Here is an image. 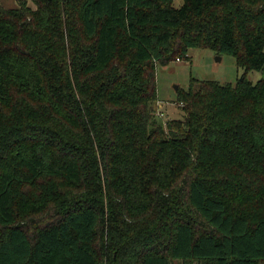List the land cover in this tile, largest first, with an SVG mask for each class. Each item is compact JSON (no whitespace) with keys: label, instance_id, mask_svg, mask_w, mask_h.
Listing matches in <instances>:
<instances>
[{"label":"trees","instance_id":"trees-1","mask_svg":"<svg viewBox=\"0 0 264 264\" xmlns=\"http://www.w3.org/2000/svg\"><path fill=\"white\" fill-rule=\"evenodd\" d=\"M191 49L244 74L164 129L157 70ZM175 261L264 264V0L0 3V264Z\"/></svg>","mask_w":264,"mask_h":264},{"label":"rangeland","instance_id":"rangeland-1","mask_svg":"<svg viewBox=\"0 0 264 264\" xmlns=\"http://www.w3.org/2000/svg\"><path fill=\"white\" fill-rule=\"evenodd\" d=\"M22 1L0 0V3L5 9H17ZM182 6L183 0H174L175 8L179 9ZM188 56V61L182 60L166 67H159L156 73L158 101L154 105L155 119L157 124L164 129L168 122L185 119L186 113L183 105L177 101V93L180 89L188 91L191 80L216 81L222 85H235L244 74V70L237 66L236 59L227 55H218L210 50L191 49ZM247 78L253 84H257L262 79V73L253 71L248 73ZM46 221V218L43 221L41 218L40 227H43ZM172 264L184 263L175 261Z\"/></svg>","mask_w":264,"mask_h":264},{"label":"water","instance_id":"water-1","mask_svg":"<svg viewBox=\"0 0 264 264\" xmlns=\"http://www.w3.org/2000/svg\"><path fill=\"white\" fill-rule=\"evenodd\" d=\"M176 90L178 91V87H176Z\"/></svg>","mask_w":264,"mask_h":264},{"label":"built area","instance_id":"built-area-1","mask_svg":"<svg viewBox=\"0 0 264 264\" xmlns=\"http://www.w3.org/2000/svg\"><path fill=\"white\" fill-rule=\"evenodd\" d=\"M178 62H180V60H178Z\"/></svg>","mask_w":264,"mask_h":264}]
</instances>
